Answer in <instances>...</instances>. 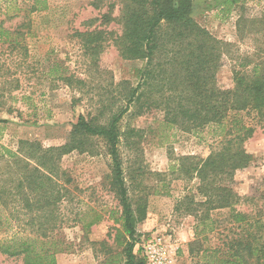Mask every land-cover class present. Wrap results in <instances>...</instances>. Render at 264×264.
I'll return each mask as SVG.
<instances>
[{
  "label": "rangeland",
  "instance_id": "374dc122",
  "mask_svg": "<svg viewBox=\"0 0 264 264\" xmlns=\"http://www.w3.org/2000/svg\"><path fill=\"white\" fill-rule=\"evenodd\" d=\"M46 1V10L31 11L33 0H0V145L13 151L19 141L38 142L43 148L63 146L80 116L103 113L104 121L110 110L123 105L120 84L135 87L137 72L144 66L141 60H124L113 42L104 44L93 63L74 36L95 29L121 35L123 0ZM192 2L194 21L225 44L216 80L221 89H228L236 64L264 41V0H241L243 5L228 14L220 12L216 0ZM107 13L109 21L102 24ZM240 19L245 22L243 34L237 28ZM251 19L256 21L254 28L247 22ZM54 65L84 85L67 87L59 82L50 74ZM136 109L132 106L120 122L119 147L129 196L147 201L146 215L136 224L134 252L148 264L143 247L160 237L168 244V264H204L200 252L188 251L196 225L189 209L204 199L198 193L196 172L182 169L205 159L221 134L213 126L190 133L164 129L162 112L136 116ZM85 147L86 152L74 150L60 159L72 182V198L61 207L65 217L61 234L70 249L57 255L56 264H125L113 218L118 216L110 215L120 211L108 186L110 159L100 140L90 139ZM244 149L250 163L235 173L229 186L239 197L236 209L255 214L264 208V127L245 142ZM78 211L84 213L81 222L75 219ZM212 214L221 222L227 211ZM97 217L98 223L83 229V223ZM219 225L221 230L224 225ZM14 229L13 224L2 228L0 238L11 237ZM218 244L211 233L203 247ZM0 264L23 263L0 254Z\"/></svg>",
  "mask_w": 264,
  "mask_h": 264
},
{
  "label": "trees",
  "instance_id": "16d2710c",
  "mask_svg": "<svg viewBox=\"0 0 264 264\" xmlns=\"http://www.w3.org/2000/svg\"><path fill=\"white\" fill-rule=\"evenodd\" d=\"M216 2L222 14L243 5L241 0ZM46 9V0H33L31 11ZM192 10V0H123L121 35L101 29L75 33L93 63L104 44L113 42L124 60H141L144 66L137 72L135 87L120 84L123 105L117 111L110 110L104 121L100 119L103 113L80 116L63 146L43 148L38 142L19 141L13 151L0 145V230L15 227L11 237L0 238L1 255L21 259L23 264H56L57 255L69 251L70 244L61 234L65 224L61 207L72 198V182L60 159L74 150L86 152L88 141L97 139L110 159L108 186L120 207L110 215L118 216L113 218L119 226L116 237L122 239L124 263L146 264L134 248L136 224L146 215L147 201L143 196L135 200L129 196L119 153L120 122L134 106L136 116L151 110L162 112L164 129L190 133L213 126L221 134L205 159L182 169L196 172L198 193L204 199L194 209L188 208L196 219L189 253L200 252L204 264H264V208L255 214L237 210L239 197L229 186L235 173L250 163L245 142L264 127V41L236 64L232 86L221 89L216 73L225 44L194 21ZM101 19L107 24L109 13ZM242 21L237 28L243 34ZM247 22L254 28L255 20ZM64 73L58 65L50 69L53 78L67 87L84 85ZM224 210L223 221L213 219L212 212ZM83 215L78 211L75 219L81 222ZM99 220L83 223V229ZM219 224L224 225L221 230ZM211 233L219 244L203 247Z\"/></svg>",
  "mask_w": 264,
  "mask_h": 264
},
{
  "label": "built area",
  "instance_id": "2783aa9c",
  "mask_svg": "<svg viewBox=\"0 0 264 264\" xmlns=\"http://www.w3.org/2000/svg\"><path fill=\"white\" fill-rule=\"evenodd\" d=\"M143 250L148 264H168L169 248L164 239L154 238L143 247Z\"/></svg>",
  "mask_w": 264,
  "mask_h": 264
}]
</instances>
